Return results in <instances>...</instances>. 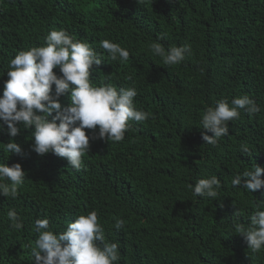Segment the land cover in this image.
I'll use <instances>...</instances> for the list:
<instances>
[{"label": "trees", "instance_id": "16d2710c", "mask_svg": "<svg viewBox=\"0 0 264 264\" xmlns=\"http://www.w3.org/2000/svg\"><path fill=\"white\" fill-rule=\"evenodd\" d=\"M53 29L89 42L105 61L94 82L134 85L135 107L150 116L131 121L121 142L90 139L79 171L32 151L31 129L15 138L22 156L0 146V163L18 162L27 173L15 199L0 196V264H33L36 219L61 232L91 210L106 240L118 242V264H264V250L252 253L233 227L250 223L264 188L252 194L231 184L254 164L264 167V0H0V95L10 59L43 45ZM159 37L165 48L189 45L191 55L165 66L149 50ZM104 39L129 50L128 61L110 60ZM240 95L260 111L241 110L218 147L205 144L202 113ZM8 140L5 126L0 142ZM241 144L250 155L239 152ZM211 175L222 184L216 200L193 195L189 184ZM10 208L21 217L20 231L10 227ZM116 219L124 221L120 231Z\"/></svg>", "mask_w": 264, "mask_h": 264}, {"label": "clouds", "instance_id": "9594fccd", "mask_svg": "<svg viewBox=\"0 0 264 264\" xmlns=\"http://www.w3.org/2000/svg\"><path fill=\"white\" fill-rule=\"evenodd\" d=\"M162 39L159 37L151 43L149 50L161 58L165 66L179 65L191 55L189 45L165 48L160 42ZM44 41L41 46L19 50L7 64V79L0 95V131L6 126L9 140L0 142V146L7 154L22 156V147L15 138L22 130L31 129L32 151L41 157L51 153L79 171L84 167L82 157L89 152L90 139L121 142L131 130V121H146L150 114L135 107L138 92L134 85L117 87L94 82L92 73L99 72V66L105 61L89 42L75 40L64 29L51 30ZM99 43L110 60L128 61L129 50L119 43L109 39ZM66 95L69 103L65 105L61 97ZM241 110L252 116L260 108L248 95L234 97L231 101L220 99L214 107H208L200 120V129L211 133H202L205 144L218 147L229 133V122L239 119ZM86 129L95 134L90 137ZM239 152L246 156L251 154L247 144H241ZM262 174L264 167L254 164L252 169L236 174L231 184L253 194L264 188ZM26 175L18 162L11 166L0 163V196L15 199ZM188 187L197 197L216 200L222 184L216 175H211ZM258 201L247 226L233 225L252 253L264 250V210H261L264 201ZM233 215L239 216L240 212L237 210ZM6 216L12 229H22L16 209L10 208ZM114 227L120 231L124 221L116 219ZM34 231L37 233L34 244L28 245L33 264H118L120 260L119 244L106 240L96 210L75 217L61 232L49 226L48 218L36 219Z\"/></svg>", "mask_w": 264, "mask_h": 264}]
</instances>
